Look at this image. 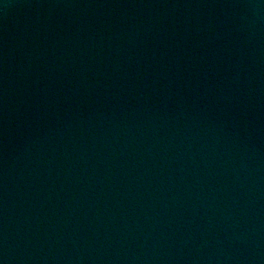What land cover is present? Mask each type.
<instances>
[{
  "label": "water",
  "instance_id": "95a60500",
  "mask_svg": "<svg viewBox=\"0 0 264 264\" xmlns=\"http://www.w3.org/2000/svg\"><path fill=\"white\" fill-rule=\"evenodd\" d=\"M0 264H264V0H0Z\"/></svg>",
  "mask_w": 264,
  "mask_h": 264
}]
</instances>
